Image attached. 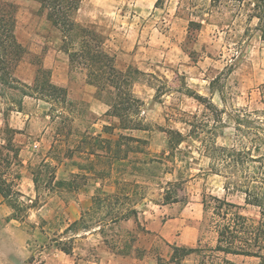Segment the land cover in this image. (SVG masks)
<instances>
[{
  "label": "rangeland",
  "instance_id": "rangeland-1",
  "mask_svg": "<svg viewBox=\"0 0 264 264\" xmlns=\"http://www.w3.org/2000/svg\"><path fill=\"white\" fill-rule=\"evenodd\" d=\"M13 1L18 4L17 36L27 49L15 76L32 83L34 55L41 54L53 82L67 88L73 113L57 116L61 108L51 110L50 103L30 96L21 106L10 104L0 89V184L8 194L0 193V264H221L224 258L259 264L256 257L213 251L217 233L204 218L203 196L240 205H245L244 197L226 193L224 177L211 172L198 141L188 139L172 152L163 131L186 133L183 120L202 113V104L185 93L187 87L228 111L263 107L264 40L256 20L246 19L247 4L215 10L195 40L188 41L189 20L207 15L209 0H161L158 5L157 0H83L78 22L103 33L117 65L133 73L132 90L141 104L134 128L124 129L107 113L109 107L88 82L86 70L70 69L59 31L40 3ZM194 8L200 12L193 14ZM189 51H195L194 57ZM213 79L216 89L229 92L227 103L217 91L210 92ZM105 138L119 139L120 147L112 142L108 151ZM95 151L124 160L90 153ZM123 185L131 200H111L96 212L97 203ZM166 193L180 201L168 203ZM15 198L22 202L17 211L9 205ZM132 208L138 210L137 220L132 216L104 224L101 231L82 232L73 241L72 254L61 250L58 241L68 242L72 234L65 231L64 221L73 222L82 213L104 218ZM242 212L260 217L254 206ZM145 216L164 232L148 229ZM174 245L199 250L177 259Z\"/></svg>",
  "mask_w": 264,
  "mask_h": 264
},
{
  "label": "trees",
  "instance_id": "trees-1",
  "mask_svg": "<svg viewBox=\"0 0 264 264\" xmlns=\"http://www.w3.org/2000/svg\"><path fill=\"white\" fill-rule=\"evenodd\" d=\"M37 1L51 26L59 31L62 41L61 49L69 56L70 69L75 67L85 69L88 82L96 87L98 97L108 105L107 113L117 117L122 128H134L141 101L132 90V70H125L117 65L116 55L105 46L106 39L103 33L93 26L82 25L78 22L77 14L83 0ZM160 2L161 0H157L156 5ZM236 4H247L246 19L250 23L256 20L255 28L264 40V0H209L207 15L201 13L199 16L202 18L189 20L188 41L195 40L196 32L202 28L204 21L210 20L215 10ZM193 10H195L193 14L200 12L196 8ZM17 13L18 4L16 2L0 0V89L4 90L1 94L2 98L7 99L10 104L21 106L24 97H35L50 103L51 110L61 108L57 116H62L66 112L73 113L67 88L53 82L52 71L45 67L41 54L34 55L37 68L32 83L21 81L15 76L16 68L27 53L25 45L17 36ZM194 53L195 51H189L192 57ZM216 82L215 79L211 81L210 92L217 91L225 104L230 94L223 89H216ZM185 93L197 99L202 104L203 111L201 114L195 113L183 120L188 126L186 133L172 128L163 130L167 132L168 149L174 152L188 139L198 141L204 155L210 160L211 172L224 177L226 193L236 192L244 197L245 205H240L227 198L213 195L203 196L204 218H208L211 228L217 233V244L213 251L226 255L256 257L260 259L259 264H264V83L259 87V102L263 105L261 108L250 109L244 106L228 111L227 106L220 108L210 97L188 87ZM228 128H231L229 134L226 131ZM13 130L19 132L16 129ZM220 138L223 141L220 142ZM101 140L110 143L108 151L113 147L112 142L116 146L120 145L119 139ZM133 140L137 144L142 142L141 139L133 138ZM8 142L11 143L12 139ZM90 153L114 161L124 160V157L115 153L112 155L109 153L103 155L99 151ZM120 181L119 178L116 179V183L119 184ZM34 182L37 184V179L36 181L34 179ZM167 184L173 183L168 181ZM5 192V188L0 184V193L4 197L8 196ZM122 198L131 200V193L126 185L103 197L102 202L97 203L96 212L104 206L107 207L111 200ZM165 198L168 203L180 201L178 196L171 198L168 193L165 194ZM9 205L17 211L22 202L19 198H15L10 200ZM32 206L33 204L27 205V207ZM245 206L256 207L260 217L256 219L244 214L242 209ZM132 216L137 220L138 210L136 208H132L129 212H118L114 216L106 213L104 218L98 217L97 219L86 218L85 213H82L81 217L73 222L64 221L65 231L72 232V234L69 235L68 242L61 240L58 244L66 254H72L73 241L80 233L101 231L104 224L129 219ZM198 250L199 247L173 246V254L177 259ZM221 264L247 263L224 258Z\"/></svg>",
  "mask_w": 264,
  "mask_h": 264
},
{
  "label": "crops",
  "instance_id": "crops-1",
  "mask_svg": "<svg viewBox=\"0 0 264 264\" xmlns=\"http://www.w3.org/2000/svg\"><path fill=\"white\" fill-rule=\"evenodd\" d=\"M146 210L145 211H143V212H141V211H139V215L141 216V214L142 215H146ZM145 218H146V220H147V228L148 229H150V230H152V231H157V232H161V233H163L164 232V227L162 226V225H160L159 227L157 226V223L155 222V221H151V220H149V218L148 217H146L145 216ZM179 218V217H178ZM178 218H174V219H172V220H177ZM171 220V219H170ZM169 222V221H168Z\"/></svg>",
  "mask_w": 264,
  "mask_h": 264
}]
</instances>
